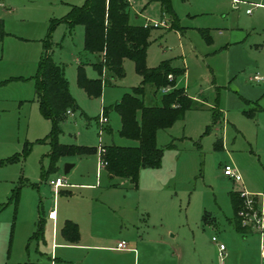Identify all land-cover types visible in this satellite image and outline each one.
Here are the masks:
<instances>
[{"label": "rangeland", "instance_id": "obj_1", "mask_svg": "<svg viewBox=\"0 0 264 264\" xmlns=\"http://www.w3.org/2000/svg\"><path fill=\"white\" fill-rule=\"evenodd\" d=\"M84 1L10 0L8 7L0 6V264H22L35 259L47 264L48 258L55 256L56 264H78L74 250L57 245L50 254L51 234H43V239L32 238L38 214L55 209L59 216L68 214L74 220L78 218V204L103 207L107 202L131 206L139 203L151 212L161 204L164 222L171 223L179 241L189 245L194 234L212 254L218 246L211 236L217 235L219 241L231 247L226 249L222 263L256 264L253 254L260 248L258 236L248 233L243 237L227 218L232 217L231 190L243 189L264 202V96L259 100L261 106L245 99L258 90L264 93V0H170L177 25L170 29V13L162 9L160 1L129 2L131 24H152L161 19L166 24L151 26L146 65L155 67L164 60L183 64L185 76L178 77V81L200 105L187 110L184 118L171 127L157 132L163 156L160 179L152 190L148 180L142 179L138 189H134L125 178L109 179L106 170L98 168V149L84 156H62L55 171L46 173L50 145L45 138L52 124L39 111L34 75L50 22L62 18L71 5ZM201 28L208 29L210 41L202 37ZM229 39L239 44L228 47ZM50 40L51 57L64 66L69 93L79 107L73 116L65 113L58 141L82 146L111 142L104 132L98 134L94 117L103 105L140 82L133 61L125 58L124 76L105 85L101 96L91 97L77 81L80 62L87 78L98 76L90 63L91 55L83 50V26L70 30L59 22L52 28ZM235 46L241 49L236 50ZM256 73L263 79L251 82L249 77ZM160 94H154V87L147 84L145 103H159ZM250 108L261 110L251 116L245 113ZM212 109L220 110L221 116L206 132V127L212 125ZM111 125L114 131L119 127L116 113ZM220 137L222 148H215L214 142ZM114 142L134 140L114 134ZM171 142L173 145L168 147ZM65 164L73 165L67 173ZM225 165L234 167L241 180L234 182L226 177ZM56 177H63L64 185L53 190L51 180ZM110 183L119 185V189H109ZM14 192L16 204L9 201ZM204 214L214 221L211 227H202ZM56 227L54 241L60 243V224Z\"/></svg>", "mask_w": 264, "mask_h": 264}, {"label": "trees", "instance_id": "obj_2", "mask_svg": "<svg viewBox=\"0 0 264 264\" xmlns=\"http://www.w3.org/2000/svg\"><path fill=\"white\" fill-rule=\"evenodd\" d=\"M158 1L162 9L170 13L172 17L169 27H175L170 0ZM128 7L127 0H85L81 5H71L62 18L51 21L47 28L46 35L42 39V50L34 75V93L39 111L52 124L45 138L50 145V151L47 154L50 166L47 174L55 171L60 157L87 155L96 152L98 146H101L104 149L101 158L106 162L107 173L125 178L133 187H136L141 168H157L161 164L163 148L157 144V132L183 119L187 110L200 107L199 102L187 95L184 87L176 86L177 78L185 73V67L173 66L169 60L161 61L155 67L146 65V49L151 26L131 24ZM59 22L65 23L70 30L76 25H82L84 28L83 50L85 54L92 56L90 63L96 69L98 76L94 79L87 78L80 62L77 81L89 96H101L105 85L111 83L112 79H121L124 76L123 60L129 58L133 61L135 70L141 77L140 82L130 87L113 104L103 106L94 119L98 123L101 112L107 115L110 111H115L120 116L118 134L136 141V145L120 146L111 142L99 143L97 146H82L58 141V134L61 131L59 125L66 119V111L79 109L69 93L64 66L51 57L50 33ZM199 32L208 41L206 30L199 29ZM147 84L154 87V94L161 92L159 103H145ZM166 88L169 90L164 92ZM258 110L261 109L250 108L245 113L253 116ZM220 116L219 110L212 109V125L206 127V132L218 122ZM104 130L108 131L109 127L106 125ZM172 145L171 142L167 146ZM214 145L215 148H222V138H217ZM22 153L25 155L26 149ZM12 159L14 157L9 158V160ZM112 186L118 185L112 184ZM16 194L14 192L9 198V201H14L15 204L17 203ZM229 200L232 209V217L229 221L233 229L241 234H248L237 218V210L242 202L239 191H229ZM44 224V216L39 213L32 238L43 239ZM61 232L65 241L69 243L78 241L79 232L75 222L67 220ZM24 264L44 263L27 261Z\"/></svg>", "mask_w": 264, "mask_h": 264}, {"label": "crops", "instance_id": "obj_3", "mask_svg": "<svg viewBox=\"0 0 264 264\" xmlns=\"http://www.w3.org/2000/svg\"><path fill=\"white\" fill-rule=\"evenodd\" d=\"M9 2L10 0H0V6L8 7L7 5H11V3ZM261 5L264 6V1L261 3ZM169 20H170L169 22L171 23L172 17ZM176 27L177 25L172 28H176ZM203 30H206L208 35V41H210V35L208 33V29H203ZM229 35H230L229 38L230 37L232 38V34L230 33ZM230 39L226 42V46L232 47V45L239 44L238 41L235 40L230 41ZM235 47L236 50L241 49V46H235ZM89 56L87 58H89ZM89 59L91 60L92 56H90ZM77 60L80 62L81 58L79 57L77 58ZM170 62L173 66L184 67L183 64H175L172 61ZM183 76H185V73L179 77H183ZM254 76H258L260 79H255ZM249 79L251 82L258 83L263 78H261L259 74L256 73L253 76L249 77ZM178 80L179 78L177 79L176 86L184 87L180 84ZM128 90L129 88L125 89L123 93ZM168 90L169 89L166 88L163 91L166 92ZM122 94L120 95V97L122 96ZM263 96H264L263 91L261 93V90H258L256 92V95L246 96L245 99L251 105H254L255 102H257V104L260 105L259 100ZM120 97L115 99L110 104H113L115 101L119 100ZM261 109H264V107L261 106ZM71 112L72 115L68 114V116H73V111ZM113 113L116 112L110 111L107 114L108 123L106 125L109 127V130L108 131L104 130V133L110 137L111 142L115 143L114 134L119 135L118 130L120 129V116L116 113L119 119V125H118L119 127L114 131L111 125V117ZM109 143H102V144H109ZM136 144L137 142L134 141L133 143H122L117 145L133 146ZM74 156H79V155H74ZM159 167L141 168L138 174L137 186L134 189L136 188L138 189L139 187L138 185L142 181V179L148 180V183L151 185L150 190H152V188L154 189L155 185L158 184L157 182L160 179ZM71 168L72 167H70V169ZM105 172L108 175L109 179H113L115 177L109 175L107 171ZM112 184L114 183L109 184L111 186L109 187V189H116V190L119 189L120 187L119 185L112 186ZM84 185H89V184H84ZM51 188L54 190L52 185ZM234 190H238V189H234ZM82 197L83 196H81V198ZM161 207H162L161 204H158L155 210L153 209V212H151L150 209L144 207V205H140L139 203H137L136 206H131L124 202H119V203L107 202L104 204L103 207H96L90 203H84V204L80 203L78 204V218L76 217L77 219L75 218L74 219L75 221L69 219V217H67L68 214H60L59 216L58 211H56L55 209H50L56 211L55 219H49L47 218V214L43 213L45 219V224H44L45 231H43L44 232L43 234L45 235L46 233V235L48 236L49 234H51L50 254L53 253L54 250L53 248L54 247L56 248L57 245H59L60 248L65 247V249L74 250V254H77L78 256L76 257V260H78V264H224L222 263L223 258L219 255L218 250H215V252L210 254L208 248H205L204 245L199 243L196 240L194 234H192V241L188 242L189 245L187 243L184 244L182 241H179L180 239H178L177 233L171 227V223L164 222L162 215V213L164 212V207L162 208ZM229 219L231 218H227V220L232 226V223L231 221H229ZM67 220H71L75 222L78 226L79 235H78V241L76 243H69L68 241H65L62 236L61 229ZM213 223L214 221L212 220L211 217L207 216L206 214L203 215L202 227H211ZM59 224H60L59 233L61 236V242L55 243L54 238L57 237L55 236V233L58 230L56 226H58ZM51 228H52V232L50 233ZM111 234L113 235L112 238L109 237L111 236ZM242 236L246 237V235L244 234H242ZM121 240L125 241V245H126L125 249L117 248V243ZM115 241L116 243L114 244ZM259 246H260V242H259ZM226 249L231 250L230 245L227 244ZM260 252H261V246L257 251L254 252V254L251 253V255L252 254L255 255L254 257L256 260L255 259L254 260L257 262L256 264H262ZM39 255H41V253ZM46 258H48V256H46ZM57 259L58 258L56 256L52 258L50 257L47 260V262H49L47 264H56L55 260ZM25 262L27 261H24V263ZM31 262L43 263V261L40 259H35V261H31Z\"/></svg>", "mask_w": 264, "mask_h": 264}, {"label": "built area", "instance_id": "obj_4", "mask_svg": "<svg viewBox=\"0 0 264 264\" xmlns=\"http://www.w3.org/2000/svg\"><path fill=\"white\" fill-rule=\"evenodd\" d=\"M128 2L132 0H127ZM250 10L247 9L246 12H249ZM150 25L152 27H160L165 26V21L160 20L159 22H153L152 24H145L144 26ZM255 79H260L258 76H254ZM66 114L72 115L71 110H67ZM108 123V117L107 115H104L102 112L100 113L99 119H98V134H101L104 132V127ZM99 145V144H98ZM98 152H99V170L104 168L106 162L101 158V154L103 153L104 149L101 146H98ZM223 174L233 180L234 182H238L241 180V176L239 172L230 165H225L223 168ZM51 184L56 190L59 186L64 185V179L63 177H56L53 180H51ZM240 196L242 197V202L240 207L237 210V218L240 221V224L243 228L247 230L250 234H255L259 238L260 246H261V263L264 264V202L257 196V195H251L247 193L245 190L240 189L238 190ZM47 218L49 219H55V210H50L47 213ZM211 241L215 243L218 246L219 255L223 257L225 254L226 246L223 242L219 241V238L217 235L211 236ZM118 249H125V241L121 240L117 243Z\"/></svg>", "mask_w": 264, "mask_h": 264}, {"label": "water", "instance_id": "obj_5", "mask_svg": "<svg viewBox=\"0 0 264 264\" xmlns=\"http://www.w3.org/2000/svg\"><path fill=\"white\" fill-rule=\"evenodd\" d=\"M70 167H72V164H65L64 172L67 173L69 171Z\"/></svg>", "mask_w": 264, "mask_h": 264}]
</instances>
